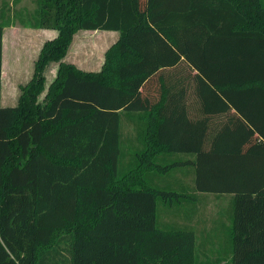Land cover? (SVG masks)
<instances>
[{
    "label": "trees",
    "instance_id": "16d2710c",
    "mask_svg": "<svg viewBox=\"0 0 264 264\" xmlns=\"http://www.w3.org/2000/svg\"><path fill=\"white\" fill-rule=\"evenodd\" d=\"M41 1L33 26L58 35L44 44L15 107L1 106L10 22H0V264H196L194 233L157 223L159 201L178 204L184 195L147 181L179 167L159 156L182 152L198 154L196 192L236 196L232 264H264V180L207 174L213 152L182 145L180 111L181 92L196 78L203 93L227 96L233 90L224 86L254 82L262 85L240 91L264 92V33L244 29L258 22L264 30L260 0ZM81 30L120 33L99 73L64 62ZM53 62L57 77L41 102ZM122 112L146 113L148 126L146 148L126 166ZM58 234L66 257L46 251Z\"/></svg>",
    "mask_w": 264,
    "mask_h": 264
},
{
    "label": "crops",
    "instance_id": "0c3cea01",
    "mask_svg": "<svg viewBox=\"0 0 264 264\" xmlns=\"http://www.w3.org/2000/svg\"><path fill=\"white\" fill-rule=\"evenodd\" d=\"M260 2L264 7V0H260ZM260 26L261 24L256 22L245 26L244 29L264 33L263 27ZM43 30L42 28L28 26L22 31L13 23L4 28L2 107L17 106L22 94V87L29 84L34 78L35 64L46 43ZM8 32L10 34L9 59L6 57L7 47L5 40ZM89 32L96 33V37L102 39L100 47V50H103L102 53H105L120 38L119 32L81 30L74 36L71 46H74V41L79 34ZM84 45H82V47L84 46L83 52L86 54L84 57L90 58L92 50L86 47V43ZM25 60H27V63H25ZM68 63L73 64L83 72L86 71L85 68L92 66L89 60L81 64L76 63V61H68ZM7 67L9 68L7 69ZM186 67L189 66L187 64L181 65V68L186 69ZM186 77L182 74L181 81H187ZM55 78L56 76L46 75V91H48ZM261 85L260 82H254L247 84L241 89ZM201 86V79L196 78L191 81V91L181 92L180 95V111L185 131H183L184 133L181 137L182 145L187 148L203 147L206 152L212 150V161L209 162L212 170L207 172V174H211L212 178L223 181V183L235 179L264 180V158L259 157L256 159L249 155L264 154V140L257 132L259 130L264 131V92L240 91L241 89L237 88L238 86L229 84L227 87L224 86V88L231 89L233 92L228 93L226 96L220 92L203 93L200 91ZM46 95L47 92L43 93L39 100L42 102ZM145 115L146 113L140 112H122L121 165L126 166L138 162V158L147 146L141 136V134H144L142 132L148 127L146 123L147 116ZM153 145L157 146L156 143ZM197 157L198 154L195 152L164 153L159 156V162L179 163L178 168L183 176L185 178L190 177L193 180L192 184H190L192 187L186 188L181 185L183 190L181 193L184 196L181 203L178 204L183 206L184 218L188 220L195 209L197 213L196 224L193 226L189 223L190 221H186V226L177 229L194 233L195 252L197 248L200 260L203 256V260L211 259L214 264H229L230 262L232 264L236 196L234 193L210 194L196 192L197 165L195 163L197 162ZM156 173L150 172L148 174L151 181L157 179L158 175ZM163 203L169 206L177 204H172L171 202ZM217 260L220 262L218 261V263Z\"/></svg>",
    "mask_w": 264,
    "mask_h": 264
},
{
    "label": "rangeland",
    "instance_id": "374dc122",
    "mask_svg": "<svg viewBox=\"0 0 264 264\" xmlns=\"http://www.w3.org/2000/svg\"><path fill=\"white\" fill-rule=\"evenodd\" d=\"M41 0H0V22L2 18L5 17L7 21L13 23L15 26L20 28V30L23 31L24 28L28 26H33L36 23V19H40L42 16V10L40 7ZM44 40L45 42L52 40L55 36L58 35V32L56 30L51 29H44ZM83 34V35H82ZM79 34V36L76 37L74 41V46H71L66 57L64 58V61L68 63V61H76V63L81 64L84 61H90L92 64L91 67L85 68V72L88 73H99L102 71L104 66L106 65V54L109 51L110 48H108L105 53L103 54L100 50L102 39H98L96 33H82ZM85 35V36H84ZM104 35V34H103ZM10 34L9 32L6 34V47H7V54L6 57L10 56ZM97 39V40H96ZM84 43H86V47L92 50V56L88 58L87 56L84 57L85 52L83 47L85 46ZM82 45H84L82 47ZM86 58V59H85ZM9 59V57H8ZM7 61V60H6ZM25 63H27V60H25ZM59 63H50L49 66L44 71L45 77L46 75H49L51 77L56 76L57 68H59ZM9 67H7L8 69ZM182 74L184 76H187V70L185 68L179 69V75L177 79H181ZM47 89L42 92L45 93ZM148 182L152 184L153 187H158L160 190H166L170 191L173 190L175 192H182L181 185L185 186L186 188L192 187L193 180L189 178H185L182 174V172L179 170V168L173 170L172 172L166 174V175H158L156 180L151 181L150 176L147 179ZM186 207V206H185ZM184 208L182 205L176 204L174 206H169L165 203H163L162 200L159 201L158 207H157V217H158V225L161 228L164 229H177L181 228L183 226H186V221H190L191 225L195 226L196 224V211L194 209V212L192 216H190V219L184 218ZM65 234H58L57 235V243L53 245L52 247L46 249L48 254L53 255L55 251H58L62 249V255L64 257L68 256L67 249H68V242L66 240H61L60 244L59 241L61 238H63ZM58 244V245H57ZM196 264H214V262L211 259L203 260L199 259V254H197V248H196ZM219 260H217L218 262ZM220 262V261H219ZM218 262V263H219ZM231 264V262L229 263Z\"/></svg>",
    "mask_w": 264,
    "mask_h": 264
}]
</instances>
